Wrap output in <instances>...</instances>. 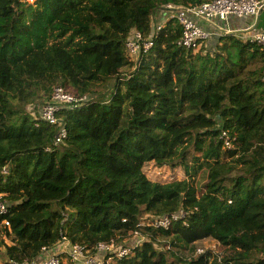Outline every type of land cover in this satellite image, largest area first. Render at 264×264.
<instances>
[{"label":"trees","instance_id":"obj_1","mask_svg":"<svg viewBox=\"0 0 264 264\" xmlns=\"http://www.w3.org/2000/svg\"><path fill=\"white\" fill-rule=\"evenodd\" d=\"M207 1L0 0V262L41 259L65 236L136 243L116 264H264V48L232 34L186 49L176 20L141 57L126 48L167 6ZM56 88L88 102L51 124ZM151 163L186 178L151 181ZM206 240L221 252L197 254Z\"/></svg>","mask_w":264,"mask_h":264},{"label":"built area","instance_id":"obj_2","mask_svg":"<svg viewBox=\"0 0 264 264\" xmlns=\"http://www.w3.org/2000/svg\"><path fill=\"white\" fill-rule=\"evenodd\" d=\"M167 12L171 13L168 21L176 20L182 28V38L180 45L186 49L198 51L203 42L207 41L215 34L237 35L244 42H250L258 47L264 48V30L253 31L261 13L264 11V0H210L199 6H167ZM251 17L254 19V24L249 27L233 30L230 29V18ZM166 24V23H165ZM165 24L155 26L152 38H144L137 32L127 42L126 48L128 53L134 58H139L148 53L154 46L156 35L163 29ZM53 103L47 104L42 109V119L51 123H59L57 114L63 110H74L80 108L88 102V96H75L63 90L56 88L53 94ZM67 136L66 130H62L56 143L61 144ZM225 148H232L234 138L227 132L222 134ZM9 208L2 202L0 197V214L7 215ZM184 212L180 211L179 215H172L154 222L156 226L169 228L171 223L179 218H184ZM2 226L9 227L10 222L5 220ZM143 226V225H142ZM138 240L143 241V237L137 234ZM133 247H115V243L111 244L100 243L94 250L87 249L85 245L71 243L64 236L62 243L52 250L49 257L46 259H38L35 261H8L6 264H63V258H68L73 264H116V260L130 254ZM213 250V249H211ZM92 251V252H91ZM94 251V253H93ZM206 249H197V254L205 253ZM44 254L49 253V250L44 249ZM0 264H3L0 262Z\"/></svg>","mask_w":264,"mask_h":264},{"label":"rangeland","instance_id":"obj_3","mask_svg":"<svg viewBox=\"0 0 264 264\" xmlns=\"http://www.w3.org/2000/svg\"><path fill=\"white\" fill-rule=\"evenodd\" d=\"M222 34H215L212 37H210L207 41H205L203 48H205L207 51H214L217 47V44H219L218 40ZM136 59V58H134ZM112 81H108V83L99 84L98 86H94V88H100V89H107L110 87ZM145 174L151 181L159 182V183H168L175 180H183L185 179V175L180 169H173L171 170L168 167L165 168H158L154 163L147 164L144 168ZM207 171H201L200 175L196 179V188H197V194L198 197H200L206 190L207 186ZM115 247H135L137 244L132 243V245L129 244L128 239L119 240V242H115ZM206 249L210 250L213 249L214 253L218 254V252H221V249L219 248L218 243L214 242L213 240H206L204 242H199L196 245L195 249ZM4 252V251H3ZM188 254V252H187ZM186 254V255H187ZM2 258V255H0V260ZM63 264H73L70 261H68V258H63Z\"/></svg>","mask_w":264,"mask_h":264},{"label":"crops","instance_id":"obj_4","mask_svg":"<svg viewBox=\"0 0 264 264\" xmlns=\"http://www.w3.org/2000/svg\"><path fill=\"white\" fill-rule=\"evenodd\" d=\"M166 16L162 15V16H158L156 18L155 24H165L168 22L169 16L171 15V13L165 14ZM159 22V23H158ZM254 24V19L251 17H244V18H230L229 20V24H227V26L230 29L233 30H240L246 27H249L250 25ZM264 30V11L261 13L260 18L258 19V22L256 24V26H254L253 31H263ZM50 253H52V251H50L47 254H44V256L41 259H46L49 257Z\"/></svg>","mask_w":264,"mask_h":264}]
</instances>
